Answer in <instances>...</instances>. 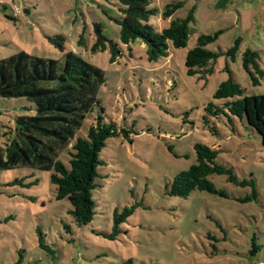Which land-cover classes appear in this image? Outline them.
<instances>
[{
	"label": "rangeland",
	"instance_id": "rangeland-1",
	"mask_svg": "<svg viewBox=\"0 0 264 264\" xmlns=\"http://www.w3.org/2000/svg\"><path fill=\"white\" fill-rule=\"evenodd\" d=\"M184 7L164 19L166 6ZM160 16L150 24L163 31L195 9L186 49L171 47L168 57L150 62L138 40L120 41L116 19L123 17L119 0H4L0 4V61L25 52L62 60L64 53L46 36H65V52H74L104 71L99 99L108 123L133 129L132 143L111 138L101 154L100 188L94 221L79 227L69 215L68 199H56L50 173L15 168L0 172V264H258L264 262V147L258 135L225 118L208 116L214 95L229 77L246 95H264V79L254 86L243 67V53L257 51L264 69V0H153ZM21 10V14L18 13ZM119 44L121 55L94 53V25ZM220 33L208 50L220 53L212 75L188 76L186 55L201 35ZM236 60L226 55L236 41ZM26 99L0 98V148L17 117L33 116ZM206 117L210 122L206 123ZM223 119V120H222ZM218 130H213L214 127ZM218 132V133H217ZM221 149L219 163L233 167L243 180L257 181V201L250 187H237L226 176L210 180L229 198L195 191L187 198L170 196L167 186L197 163L195 145ZM247 144V145H246ZM21 181L23 186L16 181ZM37 181V183H36ZM35 183L34 185H31ZM133 210L122 233L108 240L116 212ZM68 224L73 234L67 233ZM43 238V240H41Z\"/></svg>",
	"mask_w": 264,
	"mask_h": 264
},
{
	"label": "trees",
	"instance_id": "trees-1",
	"mask_svg": "<svg viewBox=\"0 0 264 264\" xmlns=\"http://www.w3.org/2000/svg\"><path fill=\"white\" fill-rule=\"evenodd\" d=\"M119 1L123 17L115 21L120 27L122 44L129 46L142 41L150 62L168 57L171 47H188L195 9L185 19L174 20L169 27L159 31L150 24L152 18L160 16V10L151 6L153 0ZM183 7V1L168 4L163 18H172ZM94 35L92 51L109 50L114 63L121 55L119 44L104 34L101 24L94 25ZM219 35H201L196 47L188 51V76L200 73L204 78L213 74L212 64L220 53L208 50V46L216 42ZM46 39L64 53L62 60L43 59L22 52L0 61V98L26 99L31 104L29 109L35 111L33 116L17 117L15 129L11 134L6 133L5 146L0 148V172L21 167L50 173L51 182L56 187V199H68L72 205L69 215L79 227L89 226L96 215L94 192L100 188L102 176L99 170L104 165L101 154L108 140L122 135L132 143V135L138 134L133 129L119 128L106 121L99 99L100 90L107 81L104 71L74 52H65V36H46ZM240 45L241 39H238L226 55L236 60ZM242 61L253 85H260L264 69L259 63V53L247 49ZM227 70L228 79L221 83L214 95L215 100L224 102L221 106L210 103L206 112L212 118L221 120L224 117L234 135L238 134L239 125L258 135L264 147V95H246L245 89L234 81L231 70ZM209 122L206 117V123ZM221 151L206 144L195 145L197 163L174 178L166 188L168 194L187 198L200 191L229 198L210 180L214 175H224L229 183L252 189L251 196L242 202L257 201L255 177L251 175L241 180L233 167L220 164ZM16 183L30 186L19 180ZM132 214L133 210L128 209L122 214L116 212L112 233L98 232L97 236L116 240L122 233L121 223ZM64 227L67 233L73 234L70 225ZM121 264L133 263L123 261Z\"/></svg>",
	"mask_w": 264,
	"mask_h": 264
},
{
	"label": "built area",
	"instance_id": "built-area-1",
	"mask_svg": "<svg viewBox=\"0 0 264 264\" xmlns=\"http://www.w3.org/2000/svg\"><path fill=\"white\" fill-rule=\"evenodd\" d=\"M18 13L21 14L22 13L21 10H18ZM258 264H264V262H260Z\"/></svg>",
	"mask_w": 264,
	"mask_h": 264
},
{
	"label": "crops",
	"instance_id": "crops-1",
	"mask_svg": "<svg viewBox=\"0 0 264 264\" xmlns=\"http://www.w3.org/2000/svg\"><path fill=\"white\" fill-rule=\"evenodd\" d=\"M4 0H0V4H2V2H3ZM247 145V144H246ZM216 149H219V148H216Z\"/></svg>",
	"mask_w": 264,
	"mask_h": 264
}]
</instances>
